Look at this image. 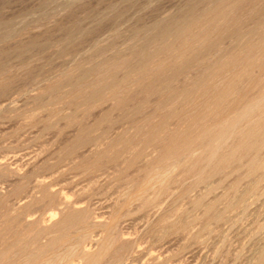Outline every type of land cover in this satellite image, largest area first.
Listing matches in <instances>:
<instances>
[{
  "label": "bare ground",
  "instance_id": "6f19581e",
  "mask_svg": "<svg viewBox=\"0 0 264 264\" xmlns=\"http://www.w3.org/2000/svg\"><path fill=\"white\" fill-rule=\"evenodd\" d=\"M236 1H238V3H232L230 1L219 0V2L214 4V6H212L213 7L211 8L212 10L211 9L207 10V11H211L212 13L202 18L194 17L195 7L194 5H191L188 8L187 13L183 15L182 17H180L179 19L174 16H168L165 18L158 19L154 21L149 27H147L143 31L136 33L135 36H133L134 38L131 39V41L133 40V42L128 47H126L128 52H125V50H116L112 54L106 55L105 51L107 50V48L105 50V48L102 45L97 44L95 46L93 44L95 47L89 50V53H88L89 56L88 55L87 56L92 58L95 54L97 56V53H100L99 58H96L94 56L96 59L92 58L93 60H91L90 64H86V65L82 63L83 61L80 62L81 60L80 61L78 60L79 62L77 63L75 62V64H72L73 66L71 65L72 66L71 68L69 67V69H67L66 71L64 70L62 72L60 71V74L56 78L54 79L52 78V80H49L50 82H48L46 88L43 91V94L45 92L46 94H49L51 96V97L49 96L50 97V101L48 102L49 104L58 105V104L67 102V103H70L76 110L86 109L89 111L91 109L102 107L104 102H108V101L112 102V107L113 106L115 107L123 106L124 107V104H126V102L128 101L127 99L133 98L134 92L137 90L136 94L141 93L144 96L143 101L139 97L142 103H139L140 105H137L136 109L138 111L145 110L149 106H156L155 109L160 108L161 113L158 110H155L154 112L153 111L152 112L155 113L156 111H158L160 114L158 112L156 114L161 116L160 117L161 121L160 120L156 121L155 118L153 117L154 115L152 116L154 119L152 118L150 121L146 123L139 122V125L137 124L138 119L135 120L137 122L132 120L134 122L132 123L134 126L133 125L132 126L135 128V126L138 125V128L140 126L139 129L136 128L135 131L134 129L132 131L131 130L132 126H130L118 132L114 137L112 136L113 138L110 136L111 138L109 137V139H112V141H114L117 144V146L111 147L112 146L111 145L110 146L111 148H109V146L108 147L106 146L107 149L105 147L100 148V144L102 142H99L100 139L98 138H104L105 137L104 135L106 134H104L105 132L103 133L99 132L100 134L97 133L98 135L96 136V139H97L96 144H98L99 142V145L96 146V144L94 143L95 145L93 147L95 148L97 147V148L93 149L94 150L93 153L98 155L96 156V158L98 157V159L96 160H98L99 162L103 161L104 164L106 162H107L106 164L114 163L116 166L117 165L122 166L123 170L125 167H128V169L126 168L124 171L120 170L121 172L122 171L125 172L126 170H129L133 166L137 167L136 164H140L141 160L142 162L143 160L144 161L152 160L150 161L151 164L148 162L149 165L151 166L148 168L145 167L146 169L143 173V176L145 175L144 177L145 179L146 174H148L149 176L151 174H157L156 180L152 177L150 178V180L154 179L155 180L154 183L155 182L157 183V181L159 180L158 183L160 184L154 185V187L158 185L157 188L159 187V193L160 191H165L166 189H168L172 183H176V182H182V183L184 182L183 184L186 183L185 185H183L186 187L183 189L181 188L182 191L179 192L180 194H178V196L180 195L182 199L184 198L183 200L185 201L187 200V203L185 202L184 204H181L180 207L178 208H176L175 206L172 207L171 206L172 204H171L169 207H171L172 209H167L163 211L159 215V217H157V219L154 220L155 222L154 223L152 222V224H150V227L148 228L150 232L153 234L152 237L154 238L156 236L157 239L155 240L156 241L158 240L160 243H162V241L168 238H171L172 236H175L174 239H176V236L177 237L184 236L185 239L183 237L182 239L185 241H183L180 238L181 242L183 241L182 245L179 247L178 250L175 249L177 250L176 253H175V250L172 253L173 255L175 253L176 256L183 257L184 254L187 253V251H190V248L194 245L200 246V245L208 244L209 240H211L210 239L211 235H209L211 233L213 234L216 233V235L220 236L219 238H221L223 236L222 231L225 230L224 226L226 225V223L233 224L234 222L238 221L237 227L239 229L240 226H243V225L238 226L239 222H241L239 221V219H241L244 214L240 216L241 213H239L237 215L231 216V212L233 214H234V211L246 212L247 210L248 212V210L250 209L249 197H251V195H254V194L259 195L264 190V185H263V181H264V25H261L262 22L260 25H259L260 22H258L257 24L258 15H256L255 9L254 10L251 9L252 11H250L249 12L250 14L248 13L249 15L247 14V16L245 14L241 15L239 11L241 7L240 0H236ZM198 15L199 14H197V16ZM244 17H247V19L250 22L249 24L242 23V18ZM26 21L27 23L24 22V26L28 24V20ZM98 23H95V24L98 25ZM8 24H5V25H8ZM3 27L4 28H2V30L11 29V28L8 29L7 27L5 28V26ZM25 28L23 27V29ZM20 29L18 30V32L23 30V29L21 30ZM2 34L4 33L2 32ZM85 34L86 33L84 32L83 36H85ZM201 34H205L204 38H202L203 40L200 39ZM14 35L11 33V36H14ZM115 36L117 37V35ZM228 37H233L232 38L233 40L229 38L232 44L228 48H226L227 46L224 48L222 47L223 45L222 46L220 45V42L222 39L224 38L227 39ZM113 39L115 40V37ZM117 39L118 38H116V40ZM199 40H201V42H199ZM70 41H73V40H70ZM0 42H1L0 44H2V41ZM66 43H64V45H68V43L67 44ZM112 46H115V45L113 44ZM119 46L122 47V45H119ZM18 48H15V51L16 49L18 50ZM124 48H125V45H124ZM209 49H211L212 51L215 50V53L212 52L214 53L212 56L202 58L201 52L203 50L207 51ZM1 52L4 53L5 51H1ZM5 54H7V52ZM160 54H163V55L159 57ZM3 56L4 55H2V58ZM7 57H4L3 59L5 60ZM10 69L12 70V68ZM59 69L61 70V68ZM6 70H9V68ZM11 70H9V72ZM24 70H27V69H24ZM2 72L3 70L1 71L0 74H2ZM7 72L8 71L5 72L6 75L8 74ZM193 72H195L196 74L198 73L200 75L199 76L197 74L199 76L198 77L199 79L196 77L197 81L192 79L194 76H197ZM190 73L194 75L190 77L189 76L191 75ZM182 74H186V78L185 79L183 78L184 80L180 81V79H182L180 78ZM10 76H14V75H10ZM188 77H190L192 80ZM9 78L7 79L9 80ZM14 79L13 80L11 79L12 82L16 80ZM1 81H0V95L1 94L5 95L6 92L7 93L9 92L8 88H9L10 83L12 82L11 81L1 82ZM130 89H135V91L133 90L134 91L132 94L133 97H130L132 96L131 94L130 96L129 94H127V92ZM40 91L38 90V92ZM138 96H140V94ZM99 99H102L103 101L98 102ZM136 99L140 101L138 98ZM130 102H127V103L129 104ZM26 105L28 104L26 103ZM131 105H132V102L129 106ZM133 105H134V102H133ZM133 105H132L133 107L132 110L134 109ZM46 106L48 107L49 105L46 104L44 108ZM55 107H57L56 109H58V106H54V108ZM152 109L154 110L153 107ZM125 110L127 109H124V111ZM129 110H128V113L127 111H125L126 114H129ZM135 110H133L132 112L136 114L138 111L136 110L135 112ZM106 111L105 113L103 112L102 115L106 116ZM152 112H149L148 115L150 116L151 114H153ZM133 113L130 115L132 116ZM140 113H142V111ZM33 114L36 115V113H33ZM57 114L59 115V113ZM108 114H111V113H107V116ZM145 114L147 113L145 112ZM158 115L156 116V118L158 117L159 119ZM30 116H31L30 118H33L32 113ZM147 116L145 115L143 117L144 118L143 121H145ZM127 117L130 118V116H127ZM101 119L107 120V118H103V117ZM142 119H139V120L141 121ZM147 119H150V118H147ZM69 122L67 124H69ZM91 124L93 126V123ZM108 124H111L110 121ZM79 131L81 132L82 130H79ZM136 131L141 132L140 136H134ZM81 134H84V131H82ZM77 135H75V138H74L76 139V141L73 140L74 143L76 142L74 144V147L72 145V142H71L72 140H71L70 142H68V143H71L69 144L71 148L68 149L69 146L67 147L65 144L64 146H66L67 150L63 151L61 149L63 152H65L62 154V155L65 154L64 155L65 158L68 157L70 159H74V158L80 159L78 158V156L80 157L81 155V153L79 154L80 148L86 145L84 143H87V142L91 143L92 141H94L93 139H95L92 137L93 133H90L87 135L88 139L84 140L85 142L83 141V143H81L82 142V139H81V142H79V145L76 146L78 138L79 139L83 138L81 137V135L80 137ZM76 136L78 138H76ZM115 143L114 145H116ZM140 143L144 144L143 148L138 147ZM102 144L104 146V145H107L108 142L107 144L106 142L105 143L103 142ZM81 149H83V147ZM62 151H60V153ZM87 152H83L82 154L84 155V153H87ZM94 154H91L92 156L90 157L93 158ZM151 154L154 157L149 160L148 156ZM83 155L81 156V159L83 158L81 161L86 160L85 162L87 161L95 162L94 159L92 161L86 159L88 157H85L84 159ZM69 161H72V160H69ZM74 162L76 161L74 160ZM36 163L34 162L32 166L34 165L33 167H36L38 165L37 164L35 166ZM42 163H44V161ZM70 163L72 164V162ZM95 163H98V162L96 161ZM95 163H92V164L90 163L88 165L87 163H85V166H84L85 168L83 169H86V170L88 169L89 171L92 170V172H95L93 170ZM144 163L145 162H143L141 166H143ZM46 164L49 167V171L53 170L52 172H54L55 170L59 168L60 162L58 163L57 161V163L56 162L49 163V161H47ZM79 164L80 166L82 165L81 163ZM99 166L100 168H102V166L104 165L102 164ZM82 167L83 165L81 166V168ZM234 168L238 169V170L235 169L236 173L235 175H233L234 178H232L230 182L226 183L225 181L226 179L222 180L224 178L223 176L228 175V173L230 171L232 172ZM104 169L106 170V168ZM107 169H109V167H107ZM138 169L140 170L141 167H138ZM0 170H3V173L6 172L9 174L5 179L8 180V181L6 180L7 184L10 181L11 183L10 185H12L11 186L12 188L9 189V192L4 193L2 192L3 190L0 191V264H124L125 261H127L128 255H130L134 249L132 239L133 240H136V239L134 238L130 239L129 237H127V235L124 234L123 232L124 230H122L124 226L120 227V224L122 223L121 222L122 218L127 216L130 212V209L129 208L127 209V206L129 205V199L131 198L132 195L130 196L129 199L125 198L126 195L124 196V198H120V195H119L118 196L119 198L116 199L114 203L111 205L113 209L111 208V212L109 211L110 214L108 213L109 214L108 217L102 218L103 215L97 216L94 214L95 212H93V209L91 208L90 204L82 205L79 202H74V201H71L70 199L68 200V197L66 198L65 197L66 195L65 196L63 195L64 192L63 193L61 192L63 189L61 190V189L54 188L53 187L54 185L52 184V182H49L48 180H38V181H35L36 183L35 185H33L34 183L33 180L35 178L37 179V175L36 176L34 175L35 177L34 179H32L33 183L31 181V184L34 186V189L35 188L37 189L36 192H39V195L38 194L32 195V198L28 200L29 194H28V197L25 195L27 193V190H29L28 188L30 186L29 185L30 179L27 176L28 171L21 172L19 171L17 167H13L11 166V164L7 163L6 160L5 161L0 160ZM140 171H143V168ZM121 172H117V173H121ZM0 173L2 174V172ZM33 174H34V171H33ZM120 175L121 174H119V177ZM143 176L141 175V177ZM216 177H218L217 181L215 180H214L215 182L212 181V179L214 178L216 179ZM139 179L142 180L140 177ZM139 179L138 178L134 179L136 182L135 184L140 185L141 182ZM189 179L190 181L187 182V180ZM144 183H146V181ZM201 185H204V186H202L203 188H201V190L199 189L200 190L199 192L197 190L196 194H191V191H193L194 189H196L197 187ZM152 186L149 187V189L152 188ZM173 186H176V185H173ZM183 186L181 185L180 187H183ZM127 187L129 186L127 185ZM135 188L137 189V186ZM157 188H155V190ZM172 188L174 189V187ZM176 188L178 187L176 186ZM133 189H134V186H133ZM122 190L123 189H121L120 191ZM4 191H7V190H4ZM168 191H170V189ZM145 192H149V190H145ZM129 193H131V191H129ZM152 193H154V191ZM134 195L136 196V194ZM30 196H31V193H30ZM147 196L149 195H146V197L144 196L143 197L140 196V198L137 197L138 199L136 201H139L140 199V203L135 205V206L138 205L136 209L139 212H143L145 216H148L149 214H151L149 211L155 205L154 203L155 200L151 199L153 196L152 197L151 196L147 197ZM159 197L160 198L163 197L162 194L159 195ZM24 199H27V200H24ZM161 201H163V199ZM133 202L135 201L133 200ZM18 203L20 204L17 207L16 205H18ZM36 203L39 206L53 205L54 207L55 206L58 207V210L52 211L51 213H49L48 216L39 215V217H35L33 215L31 216L27 211H26L27 213L24 211L21 212V210H23L22 208H25L29 206L30 204L31 205L33 204L36 206ZM133 204L134 203H132V205ZM158 204L159 203H157V205ZM262 205H264V203ZM262 205L259 204V206H262ZM158 206L159 207H156L155 205L156 207L155 210L158 208L160 209L161 204ZM262 207L264 208V206ZM35 208H38V206H36ZM256 208L257 206L255 207V209ZM29 209L30 208H28V210ZM252 209L250 210V212L252 213L253 211L254 213L255 210L254 209L252 210ZM156 211L154 212L155 214L159 213L158 211L156 213ZM257 211H260V209H258ZM257 211H255V213ZM247 212H246L247 217L245 215V218L250 219V216L252 214H249L248 216ZM132 213L134 216V212ZM154 213H152V215ZM257 214L259 215V213ZM238 215L240 217H238ZM150 216L151 215H149L148 217ZM141 217L143 216L141 215ZM150 218L152 220V217ZM243 218H242V221H243ZM145 219L147 220L146 217L143 220L145 221ZM197 220H200L201 225L198 223L199 229L196 227L197 231H194L193 229L196 226V225L194 226V223H196L195 221ZM251 221L253 222V219H251ZM256 221H257V218H256ZM262 221L263 222L260 221L259 225L256 226L255 228L257 229L256 233L252 237L250 236L251 239L249 240L252 243L249 246L250 249L248 248L249 251H247V252H250L249 254L245 252L246 250L244 251L245 248L239 249L240 248L239 247L237 248V252L234 254H232L234 250L232 251V253H230L229 251L222 252V254L223 253L224 254L223 256H221V258L224 257L226 253L227 256H230L232 254L230 256L233 259V260L230 259L231 262L233 261L238 262L237 260H240V261L243 260V263L245 262V264H264V219ZM223 223H225V225L222 227L221 224ZM219 226L223 228L222 231L220 230L221 227L219 228ZM233 226H232V229H233ZM251 226H252V223H251ZM229 228L230 226L228 227V229ZM148 229H146L145 231H147ZM242 229L247 230V228H242ZM97 231H99V233L101 232V234H98ZM252 231H254V228ZM245 232L243 231V233ZM226 233H227V230H226ZM247 233H251V232L248 231ZM213 234L211 237L215 236ZM230 235H229V239L231 237ZM247 235L246 236L248 240L249 235H252V234H247ZM213 239L215 240L217 238H213ZM213 239L211 242H213ZM247 240H246V243H247ZM221 241H222V246H220L221 248L219 249V247H216L219 250L223 249L226 238L225 237L222 238ZM221 241H218L219 242L218 245L221 244L220 243ZM231 242H232V239H231ZM237 242H239V240ZM241 242L242 240L239 242V244ZM226 243H228V240ZM242 243L239 246H241ZM168 244H169V241H168ZM245 244L244 246L246 247L247 244L246 245ZM210 245L211 243L207 246H210ZM218 245L216 243L215 246H218ZM175 248H178V246ZM205 248L206 247H204L203 249ZM136 249H138V247ZM196 249H199V248L196 247L194 251ZM227 249H228V245H227ZM219 250H218V254H219ZM139 251L138 252L133 251V252H136L139 254ZM215 251H217V249ZM193 254L195 255L196 253H193ZM187 255H185V257ZM194 255L193 257H195ZM210 255L212 256V254ZM155 258L157 257L155 256ZM179 259H182V258L180 257ZM183 259L185 258L183 257ZM224 259L222 258L221 262L224 261ZM230 261L226 262V264L227 263L232 264L230 263ZM188 263L190 264V262ZM204 264H205V260H204Z\"/></svg>",
  "mask_w": 264,
  "mask_h": 264
},
{
  "label": "rangeland",
  "instance_id": "374dc122",
  "mask_svg": "<svg viewBox=\"0 0 264 264\" xmlns=\"http://www.w3.org/2000/svg\"><path fill=\"white\" fill-rule=\"evenodd\" d=\"M225 1H230L232 3H238V1H236V0H225ZM217 2H219V0H62V1L61 0H8V1L7 0H0V28H1L0 29V41H2V44H0L1 45L0 52L1 51H5L4 53L1 52L2 55H4L3 58L8 56L4 60L2 58L1 53H0V56H1L0 57V73L3 70L2 74H0V76H1L0 77V81L2 80L1 82H5V81H11L12 82L14 77L16 79V80L14 79L15 81L10 83V85H9V88L11 86L10 89L8 88L10 94H9V92L8 93L6 92L5 95L4 94L0 95V157H2V158H0V160H3V161L6 160L7 163L11 164V166H13V167H17L19 169V171H21V172L28 171L27 172V176L30 179L29 185L31 186V188L29 186V188H28L29 190H27V193L25 194L27 197H28V194H29L28 200H30L32 198V195H35V194L39 195V192H36L37 189L36 188L34 189V186H33L36 183L35 181L48 180L49 182H52V184L54 185L53 186L54 188L61 189V190L63 189L61 192L62 193L64 192L63 195L64 196L66 195L65 197L66 198L68 197V200L70 199L71 201L79 202L82 205H86V204L89 205L90 204L91 208L93 209V212H95L94 213L95 215H97V216H100V215L102 216L103 215L102 218H106L110 214L111 208L113 209V207L111 205L114 203V201L116 199L119 198L118 197L119 195H120V198H124V196L126 195L125 198H128V199L132 195L131 198L129 199V205L127 206V209L128 208L130 209V212L128 214L129 216L127 215L124 218H122V220H121L122 223L120 222L121 223L120 227L124 226L123 229L122 228L121 229L124 230L123 232H124V234L127 235V237H129L130 239H132V238L136 239V240L132 239L133 248H134L133 251L138 252L140 249H142V250L139 251V254L132 251L131 254L128 255L127 261H125L124 264H136V263L137 264H189L188 262H190V264H199V263L200 264L201 263L204 264V260H205V264H209V263L210 264H215V263L216 264H226V262H229L230 259H232V257H230V256L232 254L236 253L237 252V248H239V247H240L239 249L245 248L244 251L246 250L245 252L249 254L250 252H247V251H249V249H250L249 246L252 243L249 240V239H251L250 236L252 237L256 233V230H257V229H255L256 226L259 225L260 221L263 222L262 220L264 219V215H263L264 214V211H263L264 208L262 207V206H264V205H262L264 203V201H263L264 200V190L259 195L254 194V195H251V197H249V201H250L249 207H250V209L248 210V212L246 210V212L248 213V216H249V214L253 215V216L252 215L250 216V219L245 218L246 212H236V211H234V214L231 212V216L237 215L239 213H241L240 216H242L244 214L243 217L245 218V220H244L243 217H242L243 221H242V218L239 219V221H241V222H239L238 226L243 225V226H240L241 228L239 227V229H238V227H237L238 221L233 223L234 226H233L232 223H228V224L226 223L227 226L225 225V223L221 224L222 227L225 225L224 226L225 230H223L224 232L222 231L223 228L221 226H219V228L221 227L220 230L222 231L223 234L221 232L220 233L223 236L225 235L224 237L226 238V241L224 242L225 245L223 246L222 250H219V249L221 248L220 246H222L221 239L224 238V237L221 235L222 237L219 238L220 236L216 235V233H214V234L211 233L209 235L212 236V234H213L215 236H213V237L210 236L211 240H209L208 244L200 245V246H198V245L192 246L190 248V251H187V253L184 254L183 257L185 259H183L182 256H176V254H175L176 251L182 245L183 241H185V240L182 239V237L184 238V236H180V237L176 236V239H174L175 236H172L171 238H168V239L164 240L165 242L162 241V243H160L158 240L157 241L155 240V239H157L155 234H154L155 237L154 238L152 237L153 234L150 232V230L148 228L150 227V224H152V222L153 223L155 222L154 220H156L157 217H159V215L163 211H165L167 209H172L171 207H169L171 204H172L171 205L172 207L175 206L176 208H178V207H180L181 204H184L185 202L187 203V200L185 201V200H183L184 198L182 199V197L180 195L178 196V194H180L179 192L182 191L181 188L183 189V188L186 187V186H183L186 183L185 184H183L184 182L183 183L182 182L172 183L169 186L168 189H166L165 191H160V193H159V187L157 188V186L160 184V183H158L159 180L157 181V183L156 182L154 183V181L157 179V177H156L157 174H151L150 176L148 174H146V178L144 179L145 175L143 176V173H144L146 168L151 166V165H149V163L151 164L150 161H152V160H150V159H152L154 157L153 156L154 152L152 153L153 155L151 154V155L148 156V159L150 161H147V160L144 161L143 160V162H145V163L143 164V166H141V164L143 163L142 160H141V163L139 162L140 164H136L137 167L133 166L129 170H126L127 172L126 171L123 172L126 168L128 169V167H125V166H123V167H125L124 170H123L122 166H118L117 165L118 166V168H117V166L114 163L106 164L107 163L106 162L105 163L106 166H105L103 161L99 162L98 160H96V159H98V157L96 158V156H98V155L93 153V151H94L93 149L97 148V147L95 148L93 146L97 142L96 136L98 134L105 132L104 134H106V135H104V136L106 138L104 137V138H98V139H100L101 141L99 140V142H102V143L106 142V144H107V142H108V144L104 145V146L101 143L102 145L100 144V148H104V147L106 148V146L107 147L109 146V148L117 146V144L114 141H112V139H109L110 136L114 137L118 132L124 130L125 128H128V127L132 126L133 125L132 123H134L133 121H135L137 119H138V123H137L138 125H139V122L140 123L141 122H145L146 123V122L150 121L153 117L155 118L156 121H159V120L161 121V118H160L161 116L156 114L158 111H160V113H161L160 108L159 109L158 108L155 109L156 106H149L145 110L138 111L136 109L137 105H140L139 103H142V101L144 99V96L141 93H139L140 96H138L139 94H136L137 90L135 91V89H130L129 91H131V92H129V91L127 92V94H129V96H130V94L132 95L133 92L135 91L134 92V97H133V95L130 96V97H133V98L127 99L128 100L127 102L131 101L132 105H133V102H134V105H133L134 109L133 110L136 109L139 112V113L137 112L136 114L132 112L133 111L132 110V108H133L132 105L129 106L131 104V102L129 104L126 102V104H124V107L125 106L126 107L124 108L122 106L123 107V109H122L121 106L120 107L113 106L114 107L113 108L112 107V102L108 101V102H104L102 107L91 109L89 111L86 110V109L76 110L70 103H67V102H65L67 105L65 103L58 104V105H52V104L48 103L50 101V97L51 96L49 94H46L45 92L43 94V91L46 88L48 82H50L49 80H52V78L53 79L56 78L60 74V71L61 72L63 70L66 71L67 69H69V67L71 68L73 66L72 64H75V62L77 63V62H79L81 60L80 62L83 61L82 63H84L86 65V64H90L91 60L99 58L100 57L99 56L100 53H97V56H96V54L94 55L96 58L94 56L92 57L93 59L91 57H88L89 56L88 55L89 50L93 49L97 44L102 45L105 48V50L107 48V50L105 51L106 55H110L113 52H115L116 50H125V52H128L126 47H128L133 42V40L131 41V39L134 38L133 36H135L136 33L140 32V31H143L144 29L149 27L154 21H156L158 19H161V18L168 17V16H174V17L179 19L180 17H182L183 15H185L187 13L188 8L191 5H194L195 11H197V12L194 11V17H196V18H198V17L200 18L201 17L202 18V17L210 15L212 13L211 11H207V10H210L211 8H213L212 6H214V4H216ZM240 6L241 7H240L239 11H240L241 15L245 14L247 16V14L250 11H252L251 9H253V10L255 9L256 15H258L257 24H258V22H260L259 23V25H260L261 22H262L261 25H264V0H240ZM175 14H176V16H175ZM197 14H199V15L197 16ZM26 20H28V24H27L28 26L25 24L27 27L24 26V22L27 23ZM95 23H98V25L95 24ZM242 23L249 24L250 22L247 19V17H244V18H242ZM5 24H8V25H5ZM10 24L12 25V27H11ZM3 26H5V28L7 27L8 29L9 28H11V29H9V30L6 29L7 31L3 29L4 30L3 31L2 30V28H4ZM17 26H18V28H17ZM19 27L20 28L22 27L21 29H23V27L24 28L26 27V28L21 30ZM83 28H84V30H83ZM19 29L21 31L18 32ZM92 30H93V32H92ZM1 31L4 34H2ZM83 31L86 33L85 36H83V34H84ZM11 33L13 35L14 34L15 35L11 36ZM115 35H117V37ZM204 35L205 34H201L200 35V39L201 40H203L202 38H204ZM114 37H115V40L113 39ZM116 38H118V39L116 40ZM229 38H231V40H233L232 39L233 37H228L227 39L224 38V39L221 40L220 45L221 46L223 45L222 47H224V48L226 46H227L226 48L231 46L232 42H231V40H229ZM70 40H73V41H70ZM201 40H199V42H201ZM62 41L64 43L67 42L68 45H64V43ZM104 41H106V42H104ZM38 44H40V45H38ZM48 44H50V45H48ZM78 44H80V45H78ZM113 44L115 46H112ZM119 45H122V47L119 46ZM124 45H125V48H124ZM18 47H20V48H18ZM64 47H66V48H64ZM15 48H18V50L21 51V52H19L17 49L15 51ZM44 48H45V50H44ZM211 49H209L211 52L209 50H207L209 52H207L206 50H203L201 52V54H202L201 57L202 58H206V57L212 56L215 53V50L213 49L214 51H212ZM9 50H11V51H9ZM13 51H14V53H13ZM107 51H108V53H107ZM6 52H7V54H5ZM212 52H214V53H212ZM76 54H78V55H76ZM161 55H163V54H160L159 57ZM85 59H87V60H85ZM4 63H6V64H4ZM1 64H2V66H1ZM24 66H26V67H24ZM8 68H9V70H11L10 68H12V70L13 69L14 70L13 71L11 70L12 72L10 71L11 72L10 73L9 70H6ZM30 68H31V70H30ZM59 68H61V70ZM24 69H27V70H24ZM4 70H5V72L8 71L7 73L9 75L8 74L6 75ZM54 71H56V72H54ZM26 73H28V74H26ZM193 73L195 75L198 74V73L196 74L195 72H193ZM194 74H191L189 76L192 77ZM10 75H14V76H10ZM198 75L194 76L192 79L197 81V78L200 76V75L199 76ZM9 77H11V78H9ZM190 77H188V78H190ZM2 78H4V79H2ZM7 78H9V80ZM180 78H182V79H180ZM180 78H179L180 81H183L186 78V74H182ZM38 90L39 91L41 90V91L38 92ZM135 94H136V96H135ZM45 95H46V97H45ZM135 97L138 98L139 100L141 98L142 101L141 100L138 101ZM102 101H103L102 99L98 100V102H102ZM26 103L28 105H26ZM46 104L49 105V106L48 107L46 106L45 107L46 109H45L44 106ZM13 105H15V106H13ZM61 105H62V107H61ZM54 106H58L59 110L56 109L57 107L54 108ZM127 107L129 109H131V110H129ZM152 107L154 108V110L152 109ZM65 108H67V109H65ZM49 109H51V110H49ZM110 109H112V110H110ZM124 109H127V110H125V111H127V113H128V110H129V114H126ZM18 110H20V111H18ZM72 110H73V112H72ZM136 110H135V112H136ZM155 110H158V111L153 113ZM50 111H52V112H50ZM105 111H106V116L102 115L103 112L105 113ZM141 111H142V113H140ZM144 111L147 114H145ZM130 112L133 113V115H132L133 117L130 115V114H132ZM149 112H152L153 114L150 113L151 115L149 116L148 115ZM31 113H32V117L33 118H30L31 117L30 116ZM33 113H36V115L33 114ZM57 113H59V115ZM107 113H111V114H108V116H107ZM155 114H156V116L157 115L159 116V119H158V117L156 118ZM116 115L118 116V118H117ZM145 115L146 116L148 115L149 117L147 116V118H150V119H147L145 117L146 119H145V121H143L144 120L143 117ZM101 116L103 118H107V120L106 119H104V120L101 119L102 118ZM127 116H130V118H128ZM47 118H49V119H47ZM109 118L112 119V120H110ZM66 119H68V120H66ZM108 119H109L111 124H108L109 123ZM139 119H142V120L140 121ZM152 121H154V120H152ZM68 122H69V124H67ZM90 122L93 123V126H92V124ZM127 122H129V123H127ZM135 122H137V121H135ZM138 125L135 126V128L133 127L134 126L133 125L131 130L133 131V129H134V131H135L136 128H138ZM77 126H78V128H77ZM139 128H140V126H139ZM79 130L84 131V134H81L82 131L80 132ZM85 133L86 134L87 133L88 134L93 133L92 137L95 138L96 141H95V139H93L95 142L94 141H92V142L90 141L93 144L88 143V142L84 143L86 145L83 144L85 147L82 146L83 149H81L82 148L81 147L80 150H79V154L81 153V155H80V157L78 156V158H80V159H75V158L74 159H70L68 157L65 158V156H64L65 154L64 155H62V154L65 153L63 151L67 150L66 146L68 147L69 144H71V143H68V142H70L72 140L71 142H72V145L74 147V144L76 143V142L74 143V141H76V139H74L75 135L79 134L77 136L80 137V135H81V137H83V138L79 139L76 136V138H78V140H80V141L77 140L76 146L79 145V142H81V139H82L81 143H83L84 140L88 139L87 138L88 134L86 135ZM140 134H141L140 131H136L134 136H140ZM99 142H98V144H96V146L99 145ZM114 143L116 145H114ZM65 144H66V146H64ZM90 146H92V147H90ZM143 146H144V144L140 143V145L138 147L143 148ZM69 148H71V147L69 146L68 149ZM90 148H92V149H90ZM85 150H87L88 152L85 151ZM60 151H62V152L60 153ZM83 152H87V153H84V155H86V156H84L82 154ZM91 154H94L95 158L94 157L91 158L90 157V156H92ZM82 155H83L84 159H85V157H88L86 159L91 160V161L94 159V161L95 162L97 161L98 163H95L93 161L92 162H89V161L85 162L86 160H83L84 161L83 162V161H81L83 159V158L81 159ZM41 159H42V161H41ZM52 159H53V161H52ZM54 159H55V161H54ZM59 159H60V161H59ZM69 160H72V161H69ZM74 160L76 162H74ZM43 161H44L45 164H46L47 161H49V163L50 162H53V163L56 162L57 163V161H58V163L60 162L59 168L57 169L58 171L55 170L54 171L55 173L52 172L53 170L49 171L48 165L47 164L45 165L44 163H42ZM34 162L35 163L37 162L35 164V166L38 164L36 166L37 168L33 167L34 165L32 166V164H34ZM70 162H72V164ZM82 162H83V164H82ZM79 163H81L83 165L82 168H81L82 165L80 166ZM85 163H87V165L90 164V163L91 164L95 163V166H94V169H93L95 172H92V170L89 171L88 169L87 170L83 169V168H85L84 167ZM29 164H30V166H29ZM76 164H77L78 167L79 166L80 167L78 168L76 166ZM96 164L97 165L98 164L99 165L103 164L105 167L102 166V168H103L102 169V168H100L99 165L97 166ZM70 165L73 166V167H71ZM74 165H75V167H74ZM38 166H39V168H38ZM45 166H47L48 168L45 167ZM19 167H21V168H19ZM31 167H33V168H31ZM60 167H61V169H60ZM107 167H109V169H107ZM138 167H141L140 170H142V168H143V171H140L138 169ZM71 168H73V169H71ZM104 168H106V170ZM235 169L238 170L237 168H234V170L232 172L231 171L229 172L230 174L228 173V175L223 176L224 178L222 180L226 179L225 180L226 183L230 182L232 180V178H234L233 175H235V173H236ZM120 170H123L122 171L123 174H122V172ZM33 171H34V174H33ZM116 171L117 172H121V173H117ZM137 171H138V173H137ZM0 172H2V174L0 173L1 174V176H0V188H1V190L0 191L3 190L2 192L7 193V192H9V189L12 188L11 187L12 185H10L11 184L10 181L7 184L8 180L5 179L9 174L6 173V172L3 173V170H0ZM38 174L41 175L42 177L39 176ZM119 174H121L120 177H119ZM34 175L35 176L37 175V179L35 178L36 180L34 179V177H35ZM127 175H128V177H127ZM141 175L143 177H141ZM115 176H116V178H115ZM147 176H149V177H147ZM153 176H155V177H153ZM139 177L142 180H140ZM151 177L155 179V180L151 179L152 182L150 180ZM72 178H74V179H72ZM136 178H138L140 180V182H141V183L139 182L140 185L135 184L136 182H135L134 179H136ZM32 179H34L33 180L34 183H33ZM217 179H218V177H216V179L215 178L212 179V181H214V180L217 181ZM59 180L62 181V182H60ZM121 180H123V181H121ZM219 180H220V178H219ZM31 181H32L33 185L31 184ZM145 181H146V183H144ZM189 181H190V179L187 180V182H189ZM66 182H68V183H66ZM152 184H153V186H152ZM155 184H158V185H156L154 187ZM9 185H10V187H9ZM127 185L129 187H127ZM132 185L134 186V189H133ZM135 185L137 186V189L135 188L136 187ZM173 185H176L178 188H176V186H173ZM181 185L183 187H180ZM263 185H264V181H263ZM151 186H152V188L153 187L154 188L153 189L152 188L149 189V187H151ZM202 186H204V185H201V186L197 187L196 189H194L193 191H191V194H196L197 190L199 192L201 190V188H203ZM119 187L121 189H123V190L120 191L121 189ZM123 187H125V188H123ZM172 187H174V189ZM155 188H157L158 190L157 189L155 190ZM126 189H128V190H126ZM169 189H170V191H168ZM179 189H180V191H179ZM4 190H7V191H4ZM145 190H149V192H145ZM129 191H131V193H129ZM141 191L144 192V193H142ZM153 191H154L155 194L152 193ZM120 192H121V194H120ZM139 192H141V193H139ZM163 192H165V193H163ZM30 193H31V196H30ZM157 193L159 195L162 194L163 197L160 198ZM175 193L177 194V196H176ZM134 194H136V196ZM76 195H78V196H76ZM146 195H149L147 197L151 196L152 197L151 199L155 200L154 203H155L156 207H159L158 205L161 204L160 209L158 208L159 211H158V209H156L159 213H157V211L155 210V208H156L155 205L153 207L154 210H153V208L150 209L149 212L151 214H149V215H151L150 217H152V220H151L150 217H148L149 215L145 216V214L143 212H139L136 209L138 205L135 206L136 204L140 203V199H139V201H136V200L138 198H140V196L141 197H143V196L146 197ZM157 195H158V197H157ZM174 196H175V198H174ZM177 197H179V198H177ZM164 198H165V200H164ZM156 199H157V201H156ZM162 199H163V201H161ZM24 200H27V199H24ZM133 200L135 202H133ZM259 201H260V203H259ZM131 202L134 203V204L132 205ZM20 203H18V205H16V206L18 207ZM79 203H77V204H79ZM157 203H159V204L157 205ZM174 203H175V205H174ZM259 204H261L262 206H259ZM186 205H188V204H186ZM36 206H38V208H35ZM36 206L33 205V204L32 205L30 204L29 206H27L28 208H30L29 210H30V212L32 214L29 212L27 207L22 208L23 210H21V212L22 211H24V212L27 211L31 216L33 215L35 217H39V215L48 216L49 213H51L52 211H57L58 210V207H56V206L54 207L53 205H51V206H49V205H44V206L41 205V206H39L36 203ZM256 206H257V208L255 209ZM41 207H43V208H41ZM132 207L135 208L137 211L135 209H133ZM182 207H183V205H182ZM252 208L255 211L260 209V211H257L256 213H255V211H254V213L252 211V213H251L250 210ZM155 211H156L157 214L154 213ZM43 212H44V214H43ZM105 212H107V213H105ZM132 212H134V216H133ZM102 213H104V214H102ZM152 213H154L153 215L155 217L152 215ZM257 213H259V215ZM256 214H257V216H256ZM141 215L143 217H141ZM144 216L147 218V220L145 219V221L143 220L145 218ZM240 216L238 215V217H240ZM254 216L257 218V221H256V218ZM261 216L263 217V219H262ZM153 217H154V219H153ZM246 217H247V215H246ZM251 219H253V222L251 221ZM146 221H147V223H146ZM148 222H150V223H148ZM195 222L196 223H194V226L195 225L196 226L194 227L193 230L197 231V228L199 227V224L201 225V222H200V220H197ZM250 222L252 223V226H251ZM231 224L233 226V229H232ZM229 226H230V228L228 229ZM226 227H227V229H226ZM195 228H196V230H195ZM242 228H247V230H244ZM253 228H254L255 232L252 231ZM146 229H148V230L145 231ZM226 230H227L228 234L226 233ZM243 231L244 232L246 231V232L243 233ZM248 231L251 232V233H247ZM240 232H241V234H240ZM97 233L101 234V232L99 233V231H97ZM140 233H141V235H140ZM247 234H252V235H249V237H248V240H249L250 243L247 240V236H248ZM126 235H125V237H126ZM229 235L231 236L230 239H229ZM216 236H218V237H216ZM178 238H179L180 241L178 240ZM180 238L183 240L182 242H181ZM213 238H217V239L214 240ZM148 239H149V241H148ZM212 239H213V242H211ZM231 239H232V242H231ZM216 240H217V242H216ZM227 240H228V243H226ZM236 240L237 241L239 240V242L242 240L243 243L242 242L241 243H242L243 246L242 245L239 246L241 243L239 244V242H237ZM244 240H245V242H244ZM246 240H247V243H246ZM168 241H169V244H168ZM218 241H221L220 245H218L219 244ZM210 243H211V245L207 246ZM216 243H217L218 246H215ZM237 243H238V245H237ZM173 244H175V245H173ZM213 244H214V246H213ZM244 244L246 245V247L244 246ZM176 245L178 246V248H175V247H177ZM227 245H228V249H227ZM229 245H230V247H229ZM136 246L138 247V249L139 248L140 249L139 250L136 249L137 248ZM201 246L203 248L204 247H206V248L203 249ZM196 247L199 248V249H196L194 251V249ZM216 247H219V249L216 248ZM175 249H177V250H175ZM216 249H217V251H215ZM174 250H175V253H174L175 257L172 254L174 252ZM201 250H203V251H201ZM218 250H219V254L220 255L218 254ZM158 251H160V252H158ZM225 251L226 252L229 251L230 253H232V251H233V253L230 256H227L226 253H225L226 257L224 255V257H222V258L223 259L226 258V259H224V261L221 262V259H222L221 256H223V254H224V253L222 254V252H225ZM193 253H196V254L194 255ZM214 253H215V255H214ZM187 254H189V255H187ZM192 254L196 258L193 257ZM210 254H212V256ZM248 254H246V255H248ZM131 255H132V257H131ZM154 255L157 258H155ZM185 255H187L186 256L187 258L185 257ZM129 256H130V258H129ZM188 256H190V257H188ZM180 257L182 259H179ZM203 258H205V259H203ZM131 261H132V263H131ZM237 261L238 262H236V261L231 262L230 261V263H232V264H238V263L239 264H241V263L245 264V262L243 263V260H241V261L237 260Z\"/></svg>",
  "mask_w": 264,
  "mask_h": 264
}]
</instances>
